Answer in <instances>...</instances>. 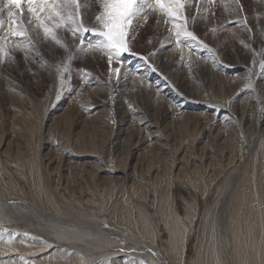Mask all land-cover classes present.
I'll list each match as a JSON object with an SVG mask.
<instances>
[{
    "label": "bare ground",
    "instance_id": "6f19581e",
    "mask_svg": "<svg viewBox=\"0 0 264 264\" xmlns=\"http://www.w3.org/2000/svg\"><path fill=\"white\" fill-rule=\"evenodd\" d=\"M62 1L68 4L67 0H0V75L11 74L20 60L26 68L64 78L65 73L59 74L62 64L55 59L45 62L42 51L49 40L63 47L51 24L58 21L72 44L80 39L79 48L93 60L104 55L118 58L119 77L112 81L113 87L108 93L102 85L94 95L108 93L104 105L120 114L106 132L101 150L94 144L58 145L52 136L62 122L59 119L66 117L64 105L68 100L77 105L66 79L56 95L54 91L47 96L42 131L48 124L50 129L39 137L38 146L25 141V147L17 148V157L8 158L11 145L1 142L0 264H264V36L256 72H243L248 68L244 62L213 64L207 59L208 50L185 54L187 48L182 45L186 42L178 40L167 52L170 61H177L176 67L166 63L163 72L159 67L149 71L140 64L141 56L125 49L121 20L133 14L155 15L165 9L166 0H108L107 13L99 15L103 9L96 13L94 29L81 34L80 26L60 11ZM220 4L226 16L242 12L238 0H220ZM23 8L34 19L32 23L26 24L16 14ZM201 12L209 14V8ZM38 29L43 37L36 41ZM244 29L233 32L241 36L237 44L249 38ZM260 30L254 41L249 38L251 42L260 41ZM190 57L212 63L211 75L223 70L231 86L228 93L221 89L218 97L213 85L200 84L201 97L193 99L192 82L179 79L191 71L179 66L190 67ZM253 57L252 53L249 59ZM72 58L62 57L67 77L75 73ZM42 63H47V71ZM137 74L152 81L140 114L122 101ZM223 76L217 74V78ZM88 88L85 81L83 89ZM215 88L219 90L216 83ZM164 100L172 104L162 107L158 118L149 115L152 104ZM92 108L83 106L76 124L93 116V121L102 123V119L105 124L108 113L92 112ZM177 116L175 121L182 122L183 129L188 122L196 133L173 135V127L164 121ZM36 149L48 185L39 181V165L32 156ZM118 153L124 154L121 162L114 159ZM24 154L31 157L24 159ZM1 157L6 168L1 167ZM12 180L27 188L20 187L23 194L12 186ZM16 211L19 217H14ZM67 222H73V227Z\"/></svg>",
    "mask_w": 264,
    "mask_h": 264
},
{
    "label": "rangeland",
    "instance_id": "374dc122",
    "mask_svg": "<svg viewBox=\"0 0 264 264\" xmlns=\"http://www.w3.org/2000/svg\"><path fill=\"white\" fill-rule=\"evenodd\" d=\"M93 1L95 3V0ZM239 1L243 4L242 12L234 11L230 15L227 14V16L226 13L223 12L220 0H166L167 4L164 6L165 9L159 13L157 11V14L155 15L145 16L142 14H133L131 16L125 17L127 19L124 18L121 20V29L122 31L124 30V33L126 34L125 49L131 54L139 55V57L141 56L142 59L139 60V62L142 61V63L140 64H144V67H146V69L149 71L154 70L155 67H159V70L163 72L166 70L167 64L170 63L173 68L176 67L177 64L175 59L171 60L173 62L172 63L169 58H167V52L170 50V48H175L177 40L179 42L183 41V43L185 41L186 43L182 45L187 48L185 54L196 55L201 52L205 54L208 50L207 59L213 61V64L218 63L220 65V63L223 62L224 64L229 65L235 62H244L247 64L248 68L242 69L243 72L247 73L250 69L256 72L258 70L257 56L260 55L259 49H261L264 36V0H238V3H240ZM63 2L64 1L60 2L61 6L64 5L63 7H60V11L66 15L65 17L68 16L67 18L71 19L70 21L73 25L80 26L78 28L79 34L84 33L87 29H94L93 24L96 18V13L99 14L101 11L102 12L99 15L107 13L108 0H99V5L96 4L97 7H95L96 5L94 6V3L90 0H67L68 4ZM88 4H93L91 5L93 7ZM201 7L202 9L204 7L209 8V14L207 12L202 13ZM166 8L170 11H168ZM15 12L22 18L24 17L22 20L26 24L32 23L34 21V19L30 16L29 11L24 8L23 10ZM171 17L179 22L177 26L174 23L175 21L172 22L171 19L168 20V18ZM205 19L208 21V26L204 25L206 22ZM234 20L237 22L231 23ZM180 22L182 24H180ZM51 24L55 29H57L56 32L58 34V38L64 43L63 47L59 49L54 42L49 40L43 44L42 51L46 60L45 62L55 59L59 61V64H62L60 65L59 74L65 73L64 78H61V76H53V73L47 71L49 69V67H46L48 66L47 63H42L45 65L44 68H47V72L40 73L38 71H34L35 69L33 68H26L22 65L20 60H17L14 63V70L11 71V74H8L7 72L3 75H0V147L1 142L3 141L4 143H10L11 147L7 153L8 158L17 157L15 156L17 153V148L25 147L23 142L29 140L33 146H36V144L38 146L40 141L39 137L42 139L44 135L48 134L50 124L44 128V133L42 131L43 120L45 118L44 108L46 105L47 96L49 94L54 95V91L56 95L60 85L63 86L67 84L66 79H68V83L71 87V97L75 95V97H77V105L75 106L70 103V100H68L64 105V107L67 108L66 117L64 116L59 119L62 122L56 128L55 134L52 136V139L58 145H72L73 143L76 145L94 144L97 146L96 148L98 150H101L106 141L107 133L111 131V126H114L115 121H117L116 117L119 112L116 109L112 110L110 106L107 107L104 105V102H108L109 100L107 94L110 91V87H113L112 81L114 82L117 80V77H119L118 73L120 71V61L118 58L115 56L109 57L108 55H104L102 59L98 58L93 60V57L89 53H84L79 48L78 43L81 41L80 39L76 38L77 40L75 39L74 44H72L71 37L65 35L63 31L60 30L58 21ZM176 27L180 28L181 30L177 29ZM238 28H245V32L243 33L245 36L247 33L248 37L252 41H254L256 33L260 28V41L251 42L249 38H244L240 43L237 44L241 36L233 32L237 31ZM176 36L177 39L175 38ZM35 37L36 41L43 37L41 29L37 30ZM241 45L243 47L240 49ZM252 53L256 57L249 59V56L252 55ZM11 54H14V50H11ZM65 54L73 56L72 59L75 66V73L71 77H67V67L64 65V60H62V57ZM1 59L2 55L0 54V61ZM178 60L180 61L181 58ZM189 64L191 65L190 67H188L186 64L179 65L181 68L186 70L190 68L191 70L185 71V76H182L183 78L179 79L181 80L185 78L192 82L193 87H191V94L193 95V99L201 97L202 90L200 89V84H208L209 86L213 85L214 95L216 94L218 97H221L220 94H223L219 93L221 89L227 91L228 93V89L231 86L224 79L223 70L214 72L211 75L208 67L212 66V63L203 62V59H194ZM86 71L89 73L88 77ZM218 73L223 76V78H217ZM138 74L133 76L135 79H132L130 88L128 87L129 90L127 93H125L122 99V101L127 102L126 104H128V106L130 105L133 107L131 111L135 113H139L141 107L147 103L148 99H146V94L152 90V81ZM172 77L173 76H171V78ZM175 77L176 75L174 76V81H176ZM129 80L128 82H130ZM85 81L89 82L90 88L83 89ZM215 83L219 87V90L215 88ZM102 85H105L104 91L108 93L106 95L104 94L102 96L96 97L94 95V91H96ZM128 85L129 84H127V86ZM207 94L209 95V93ZM97 100L99 101L97 103L98 105L96 104ZM171 104L172 102H168L167 100H164L163 102H154L151 106L152 108L149 115L158 118L162 107H167ZM93 105L94 108L92 109L94 110L92 112L105 111L106 114L108 113L105 124L102 119L101 121L103 124L93 121L92 119H95L93 118L94 116L86 118L82 120L81 123L76 124V122L81 120L80 117H77L78 111L81 110L83 106L88 108L89 106ZM84 112L82 111L83 114ZM59 114L60 113H56V115ZM50 117L54 118V115H51ZM177 118L178 116L173 120L164 121L167 123V125L173 127L171 131L173 135H193L196 133L194 126H187L188 122H185L184 130L182 122L175 121ZM234 125L237 129L236 124H230L229 126ZM237 131L239 133H243L242 129H237ZM47 137H49V135ZM5 148L6 144L3 145L2 150ZM36 150L37 153L33 154L32 156L39 165V181L48 185V180L41 172V161L40 157L38 156L39 149ZM142 151L143 150L140 152ZM117 155L119 156L118 159L115 158L114 155L115 161L124 160L123 153H118ZM21 157L24 159H29L31 154H24V156ZM2 159L3 158L1 157V167L6 168ZM12 186L19 191H21L20 187L26 188L25 186L17 183L16 180H12ZM40 192L41 189H39L37 193ZM21 193L23 194L24 191H21ZM35 195L36 194H33V196ZM16 213L18 214L14 215V217H19L21 214L19 211H16ZM32 216H34V213H32ZM62 218L68 219L67 214H63ZM66 219L64 221L62 219V222L64 223ZM67 224H71L70 226L72 227L74 225L73 222H67Z\"/></svg>",
    "mask_w": 264,
    "mask_h": 264
}]
</instances>
